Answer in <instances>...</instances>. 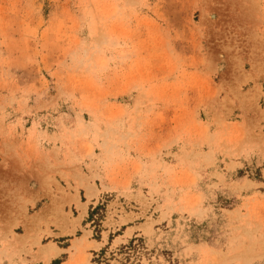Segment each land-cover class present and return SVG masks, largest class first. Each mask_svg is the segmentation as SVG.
<instances>
[{"label":"rangeland","instance_id":"rangeland-1","mask_svg":"<svg viewBox=\"0 0 264 264\" xmlns=\"http://www.w3.org/2000/svg\"><path fill=\"white\" fill-rule=\"evenodd\" d=\"M0 213L52 264H264V0H0Z\"/></svg>","mask_w":264,"mask_h":264},{"label":"crops","instance_id":"crops-1","mask_svg":"<svg viewBox=\"0 0 264 264\" xmlns=\"http://www.w3.org/2000/svg\"><path fill=\"white\" fill-rule=\"evenodd\" d=\"M13 217H15V215H13ZM13 220L14 219H12V221ZM0 222V263L2 262V264H52L63 253V251H65L64 247L62 248L57 244H54L53 241L45 244L41 243V248H38L37 245H33L31 249L29 245L30 240L23 243L22 238L14 239L5 245V242L2 241V237L6 234L7 223L10 222V219L8 220L6 216L0 213ZM28 225L29 229L34 230L35 224L30 222ZM50 229L52 230L54 237L68 235L55 232L53 228ZM16 234L22 236L24 233L22 231L16 232ZM7 237L9 240L12 239L10 234H8ZM87 242L89 245H94V240L92 239H87ZM68 262L69 258L65 259L60 264H67Z\"/></svg>","mask_w":264,"mask_h":264},{"label":"trees","instance_id":"trees-1","mask_svg":"<svg viewBox=\"0 0 264 264\" xmlns=\"http://www.w3.org/2000/svg\"><path fill=\"white\" fill-rule=\"evenodd\" d=\"M136 241L140 242L141 239L134 238L129 241L128 244L122 245L118 252L121 253L124 256V260H128L130 257V254L134 252L137 249L138 243ZM114 256L111 255V258ZM107 259L105 258V249H102L99 253H96V257L93 259V262H96V264H99L100 259Z\"/></svg>","mask_w":264,"mask_h":264},{"label":"bare ground","instance_id":"bare-ground-1","mask_svg":"<svg viewBox=\"0 0 264 264\" xmlns=\"http://www.w3.org/2000/svg\"><path fill=\"white\" fill-rule=\"evenodd\" d=\"M215 253H216V252H215ZM221 256H222V255H221ZM222 257H223V256H222ZM83 260H84V261H82L81 264H86V262H85V258H84ZM222 260H223V259H222ZM223 261H225V259H224ZM223 261H222V262H223Z\"/></svg>","mask_w":264,"mask_h":264}]
</instances>
